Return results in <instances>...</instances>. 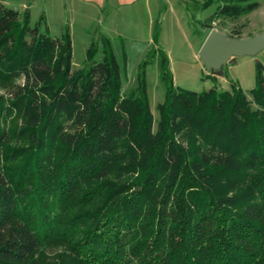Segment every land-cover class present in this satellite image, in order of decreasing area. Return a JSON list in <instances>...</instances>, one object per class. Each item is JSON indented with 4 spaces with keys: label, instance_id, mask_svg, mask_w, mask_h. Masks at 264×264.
<instances>
[{
    "label": "trees",
    "instance_id": "obj_1",
    "mask_svg": "<svg viewBox=\"0 0 264 264\" xmlns=\"http://www.w3.org/2000/svg\"><path fill=\"white\" fill-rule=\"evenodd\" d=\"M217 1L211 21L258 6ZM3 2L0 264H264L262 65L249 96L233 81L195 93L173 87L154 48L123 95L108 40L72 71L70 36ZM158 54L154 129L145 68Z\"/></svg>",
    "mask_w": 264,
    "mask_h": 264
},
{
    "label": "rangeland",
    "instance_id": "obj_2",
    "mask_svg": "<svg viewBox=\"0 0 264 264\" xmlns=\"http://www.w3.org/2000/svg\"><path fill=\"white\" fill-rule=\"evenodd\" d=\"M256 2L257 9L239 19L218 17L213 21L214 11L220 5L217 0H148L141 7L114 4L100 11L87 9L74 0H4L3 4L22 15L29 12L30 26L41 24V31L46 28L51 39L67 33L73 49L72 71L85 66L90 46L97 49L94 61L100 62L104 40H108L120 67L123 95L135 86L140 64L155 48L168 60L173 87L195 93L211 89L229 91L233 81L249 96L255 87L256 65L260 63L264 69V50L253 57L230 60L221 68L229 79L206 69L198 54L212 30L232 39L252 38L264 32V0ZM154 31L157 32L155 46ZM150 61L145 68L146 89L155 129L159 121L157 107L164 99L165 89L159 54Z\"/></svg>",
    "mask_w": 264,
    "mask_h": 264
},
{
    "label": "water",
    "instance_id": "obj_3",
    "mask_svg": "<svg viewBox=\"0 0 264 264\" xmlns=\"http://www.w3.org/2000/svg\"><path fill=\"white\" fill-rule=\"evenodd\" d=\"M201 45L199 59L206 69L216 72L232 59L253 57L263 51L264 32L252 38L232 39L217 30H212Z\"/></svg>",
    "mask_w": 264,
    "mask_h": 264
},
{
    "label": "crops",
    "instance_id": "obj_4",
    "mask_svg": "<svg viewBox=\"0 0 264 264\" xmlns=\"http://www.w3.org/2000/svg\"><path fill=\"white\" fill-rule=\"evenodd\" d=\"M82 6H86L87 9L102 10L105 6L113 7L114 4L119 7H134L139 5L141 7L142 3L146 4L148 0H74Z\"/></svg>",
    "mask_w": 264,
    "mask_h": 264
}]
</instances>
